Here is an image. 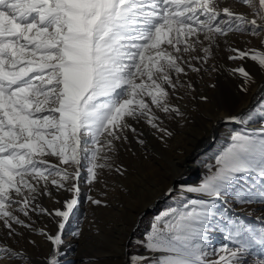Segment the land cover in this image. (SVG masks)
I'll return each instance as SVG.
<instances>
[{
	"label": "snow or ice",
	"instance_id": "6c2138e0",
	"mask_svg": "<svg viewBox=\"0 0 264 264\" xmlns=\"http://www.w3.org/2000/svg\"><path fill=\"white\" fill-rule=\"evenodd\" d=\"M236 2L250 9L251 19L222 7V0H0V224L9 235L14 225L30 228L17 213L46 212L35 201L51 195L50 186L73 193L54 212L63 230L78 207L82 161L93 184L99 169L113 168L108 153L116 151V141L128 142V131L145 144L129 120L143 121L160 139L171 136L163 119L184 117L172 98L182 99L179 91L192 88L181 77L187 70L207 71L203 65L221 38L240 32L261 37L264 44V0ZM230 51L237 54L230 60L250 58L264 72V51ZM237 73L246 92L254 78L243 66L231 70ZM256 111L264 136V104ZM228 119L243 122V116ZM232 140L216 173L187 189L210 198L190 202L200 210L177 214L173 209L174 223L160 229L157 217L152 225L147 249L169 253L158 264H250L246 257L257 247L261 258L251 264H264V227L233 224L227 216L232 246L216 252L215 261L192 244L199 231L193 222L203 224L212 215L213 201L228 195L233 180L261 178L258 195L264 199V138L236 133ZM115 171L127 174L122 166ZM237 199L250 203L251 194L238 193ZM40 234L54 246L47 264H60L61 232ZM20 256L0 245V264Z\"/></svg>",
	"mask_w": 264,
	"mask_h": 264
},
{
	"label": "rangeland",
	"instance_id": "374dc122",
	"mask_svg": "<svg viewBox=\"0 0 264 264\" xmlns=\"http://www.w3.org/2000/svg\"><path fill=\"white\" fill-rule=\"evenodd\" d=\"M231 3L236 4L233 6L234 8L232 7L235 9L234 11L240 13L246 12L245 14L251 19L250 9L237 3L236 0H231ZM249 36L255 43L251 46L246 45V48H240V50L254 49L257 51H264V44L261 43V37ZM262 36H264V34H262ZM213 49H215V53H213L208 63L203 65L207 71L195 73L187 70V75L182 76L181 79L185 83H191L192 88L187 91L184 89L179 91V95L183 97L182 99L177 100L176 97L172 98V103L174 104H178V102L183 99V101H186L185 108L187 109L188 126L194 123L195 119H199L201 121L200 124L202 122L204 124L201 116L204 110L199 104L200 101L210 102L212 98L216 99L218 97V105H220L222 100H224L221 96V94H224V91L232 95L235 92L233 98L237 99L239 92L242 91L243 78L240 77L238 73L235 75L231 74L232 69L241 66L245 69L249 67L246 71H248L253 78L255 77V83L258 81L257 79L264 74L250 58L246 57L243 60H230V55H237L230 51L232 48L229 49L231 53L228 55V61L233 63L234 66L232 67L231 65L228 68H224L222 64L219 63L220 60L216 47ZM213 68L216 70L213 71ZM193 79H199L200 82L197 81V83H202L203 86L206 87L204 92L200 94L199 90L195 87L196 82H194ZM212 85H214V87ZM237 90L239 91L236 92ZM201 96H206L207 100H201ZM260 104H264V97L250 108L252 110L251 119L248 118L249 109L242 115L243 122L240 121V124L236 125V127L226 124L225 121L222 122L223 124L220 123L218 127H216L217 133L214 146L207 151L204 150V152L196 156L194 155L196 152H193L188 162L195 167V173L189 175L190 177H187L185 181L178 180L175 181L176 183L173 182L175 183V189L177 191L173 192L164 202L160 201L154 209V212L145 215L132 233L131 230L136 221L134 222L132 228H130V239L127 238L123 240V242L125 241V248L123 250L124 258L122 264H144L145 261H147V264H158V261L163 256L169 255L167 252H152L147 249V236L152 232V225L157 222V217H161L158 227L164 229L165 223L170 224L175 222V216L172 214L171 210H176L177 214L180 212L192 211L193 208L199 211V206L192 205L190 202L199 200L208 201L210 199L205 194L189 192L187 189L190 187H199L205 180L216 173L217 169L221 167L218 163V159L221 158L233 144L232 136L234 134L240 133L242 135L253 136L257 140L264 138L260 132L262 123L261 113L256 111ZM220 106L218 110L224 114L226 113V115L233 116L236 113L237 105L234 109H230L231 107L227 106V110L225 111H223L225 109V104ZM166 119L167 118L163 119L162 126L172 133L171 137L173 138L176 130L175 127H173L175 122L172 121H174L175 118L167 119L169 121V125L167 124L168 126L166 124L164 125ZM132 121L134 124L133 127L137 130L138 138L143 139L145 144L140 145L137 143V136L133 134L131 137H128L127 143L116 141V151L108 153V155L111 156L110 163L113 164V168L99 169V181L93 184L87 182V161H82L84 166L80 170L81 175L78 182V207L63 230L58 228L60 218L56 217L54 212L56 209H62L66 200L73 198V193L70 191L64 189L57 190L54 186H50L51 195H41L35 201V203L38 204L40 208L45 209L46 212L30 211L29 217H24L22 213H17L26 224L30 225V228L14 225V233L12 235H17L20 230H23V235L20 237L21 242H16L15 240L10 242L8 238L11 235L8 234L7 228L5 230L7 232L6 236L0 239L2 245L6 247L11 246L13 249L17 250V252L22 253V256L11 260L14 264H47L49 257L53 254L54 246L46 236L40 233L43 232L55 236L58 231L61 232L62 236V244L59 247V254L57 256L60 264H77L75 259L77 256L81 255H86L91 258L87 259L89 262H87L88 264H119L121 261V258H118L119 254L117 258L114 259V261H116L114 263L113 258L108 254L107 256H103V254H105L103 253L100 257L96 255L97 252L105 251H111L113 255L117 254L119 244H123V242H117L116 233H114L115 231L111 223L112 220L121 218L123 222H125L126 228L129 227L133 216L136 215L143 204L148 202L151 194L155 191L160 194L167 189L170 184L169 174L167 172H154L153 169L150 168L153 171V173H151L145 159H147V152L150 148L156 149V153L159 156L161 152L160 149L163 147L166 148L167 141L165 140H170L172 138L167 136L166 138L164 137V139H160V134L156 133L153 135L154 130L143 121L141 124H138L135 120ZM248 124L254 127H246ZM205 126L204 124V127ZM171 149L172 148L168 149V153H170ZM181 150L182 146L176 150L177 152L175 151V153L181 154ZM136 151L140 152V155L142 154L143 156H137ZM49 159L56 162L55 158L49 157ZM158 159L165 163L162 157L159 156ZM173 160H175V158ZM117 165L126 168L127 174L121 176L119 172L115 171V166ZM197 174L200 177L194 181L193 179L198 176ZM166 176L169 178H166ZM152 181L156 184H153ZM70 183L71 182L66 186L70 187ZM260 187L261 178L256 176H243L240 179L233 180L228 186V195L220 200L213 201L210 209L212 215L209 216L203 224L193 222V227L199 231L194 236L192 244L199 245L205 250L206 259L208 261H215L218 258L216 252L223 246H232V241L229 240L228 237L229 232L234 229L232 225L228 223V220H231L233 224L243 223L253 229L264 227V199L258 195ZM238 193H243L245 195L251 194V202L245 203L242 199L238 200ZM89 196L101 200L103 203L100 206L94 205L89 201ZM116 213L122 214L116 217ZM139 213L140 212H138L137 218ZM164 213H169V215L165 216L163 215ZM225 216L228 217V220L224 218ZM1 229L2 227H0V230ZM41 242H44V244H41ZM114 257H116V255ZM103 258H108V263L104 262ZM246 258L249 259L250 264L252 259L261 258L258 247L256 251L252 252L251 257Z\"/></svg>",
	"mask_w": 264,
	"mask_h": 264
},
{
	"label": "bare ground",
	"instance_id": "6f19581e",
	"mask_svg": "<svg viewBox=\"0 0 264 264\" xmlns=\"http://www.w3.org/2000/svg\"><path fill=\"white\" fill-rule=\"evenodd\" d=\"M229 3H231V0H222L221 6L222 7L227 6V7L232 8L233 6L236 5L235 3L234 4L233 3L229 4ZM233 10H235V9H233ZM249 37L250 36L248 34H244V33H240V32H231L227 35L226 38H221L219 40L218 45L213 46V48L216 47V50L218 52V57L220 60L219 63H221L224 68L225 67L228 68L231 65H232V67L234 66L233 63L228 61V55H229V53H231V52H229L230 48H239V49L241 48V49H243L246 45L251 46L252 44L255 43V41L254 40L252 41ZM249 40H250V42H249ZM213 53H215V49H213ZM248 68L249 67H247L246 70H248ZM257 80L258 81L256 83L254 82V84H250L249 86H247L248 90L246 92L245 91L239 92L237 99L233 98L235 96L234 95L235 92L232 95V94L224 91V94H221V96L224 98V100H222V102L220 104V105L225 104V109L223 111L227 110L226 109L227 106L231 107L230 109H234V108H236V105H237L236 113L233 115V116H235L236 114L240 113L245 107H247L252 102V100L256 97V95L259 94L264 88V74H262L261 77H259V79H257ZM193 81L196 82L195 87L197 90H199L200 94H201V92H204V89L206 87H204L202 83H199L200 80L199 79H193ZM197 81H199V82L197 83ZM238 91L239 90H237L236 92H238ZM183 100L179 101L178 105H179L180 109L182 110V112L184 113V117L183 118L177 117L174 119V121H172V122H175L173 125V127H175V130H176L174 137L172 138L170 136L172 139L165 140V141H167L166 146H165L166 148L163 147L164 150H163V148L160 149L161 152L159 153V156L163 158L165 163H163L160 159H158L159 156L157 155L156 149H154V148H150L148 150L147 159H145L146 163H148V166L147 165L146 166L149 169L152 168L154 172H167L169 174V176H170L169 186H171L172 184L175 185V183H176L175 181L185 180V179H187V177H190L189 175L195 173V167L188 162L189 157L192 156L194 151L196 153H198L200 150H203V148L210 143L211 139L216 137V133H217L216 127H218V125L224 121L226 122V124H228L227 120H228V117H230L229 115H226V113L224 114L218 110V108L220 106V105H218V97L216 99L212 98L210 102H201L200 101V103H199L200 106H202V108L204 110L201 113V116H202V120L204 121V124L206 126L204 127L203 122L200 124L201 121L199 119H195V122L190 124V126H188L187 109L185 108L186 101H183ZM188 111H189V109H188ZM189 122H190V120H189ZM129 123L132 126L134 125L132 120H129ZM141 123H142V121L138 122V124H141ZM165 124L169 125V121L167 119L164 121V125ZM131 135H132V132L128 131L127 136L131 137ZM155 146H157V145H155ZM181 146H182V150H181L182 153L176 154L175 151L178 150ZM149 147H150V145H149ZM169 148H172L170 153H168ZM196 153L194 154L195 156L197 155ZM136 154H137V156H140V157L143 156L142 154L140 155V152H138V151H136ZM174 158H175V160H173ZM175 165H176V167H175ZM172 167H173V170H172ZM153 171L151 170V173H153ZM150 176H151V174H150ZM166 178H169V177L166 176ZM149 179H151V178H149ZM173 182H175V183H173ZM152 183L156 184L154 181H152ZM168 187H167V189L162 191L160 194L157 193L156 191L153 192L151 194V197L148 200V202L143 204V206L138 210V212L141 213L142 211L146 210L147 208L152 207L153 204H155V206H156L160 201H162L161 197L166 193V191L168 190ZM150 204H152V205H150ZM138 212L136 213V215L133 216V219L131 220L129 227H127V228L124 224L125 222H123V219L115 218L112 220L111 223L113 226V230L115 231L114 233H116L115 235H116V239H117L118 243L123 242V240H126L127 238L129 239V236L131 235L130 228H132L134 222L137 221L136 219H138L137 218ZM116 214H117L116 215V217H117V216H120L122 213L121 214L116 213ZM0 227H2V229L0 230V239H2L6 236L7 232L5 231L6 228L3 227L2 224L0 225ZM129 232H130V234H129ZM18 234L17 235H15V234L11 235L8 238V240L10 242H13L14 240L16 242H19L21 239L20 237L23 235V230H20V232ZM24 239H25V237H24ZM41 244H44V242H41ZM0 245H2V244L0 243ZM9 248L13 249L11 246ZM124 248H125V241L123 242V244H119L118 249H117V254L113 255L111 251H105V252H97L96 255H97V257H100V256H102L103 253H105V254H103V256L104 255L107 256V254H108L109 256H111L113 258V263H114V262H116V261H114V259H116L117 255L119 254L118 258H121V261L119 262V264H122V261L124 258V251H123ZM13 250L17 251L15 249H13ZM114 250H116V249H114ZM115 255H116V257H114ZM87 259H91V258L86 256V255H81V256H77V258L75 259V262H77V264H88L89 262ZM103 259H104V262L108 263V261H107L108 258H103ZM3 264H14V263L11 260L10 261L5 260L3 262Z\"/></svg>",
	"mask_w": 264,
	"mask_h": 264
},
{
	"label": "water",
	"instance_id": "95a60500",
	"mask_svg": "<svg viewBox=\"0 0 264 264\" xmlns=\"http://www.w3.org/2000/svg\"><path fill=\"white\" fill-rule=\"evenodd\" d=\"M263 97H264V88H263V90L259 94L256 95V97L252 100V102L247 107H245L240 113L236 114L235 116H242L251 107H253V105H255L258 101H260ZM227 121H228L227 123L230 124L233 127H236V125H239L240 124V121H233V120H229V119ZM215 140H216L215 138L211 139L210 143L207 146H205L203 148V150H200L198 153L200 154V153L204 152V150L207 151V150L211 149L214 146L215 142H216ZM198 153H196V154H198ZM198 177H200V176L198 175L193 180L196 181L198 179ZM169 189H172L171 193H169ZM175 191H177L175 189V185L172 184L170 186V188H168V190L166 191V193L161 197L162 198V201L161 202H164L166 199H168L173 194V192H175ZM156 207H157V205L155 206V204H153L152 207H149L148 209H146V210L142 211L141 213H139L138 220L136 221V223H135V225H134V227L132 229V233L138 227L140 220L145 215L154 212V209ZM129 239H130V237H129Z\"/></svg>",
	"mask_w": 264,
	"mask_h": 264
}]
</instances>
